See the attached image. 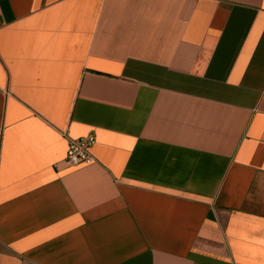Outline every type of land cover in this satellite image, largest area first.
Here are the masks:
<instances>
[{
	"label": "crops",
	"instance_id": "0c3cea01",
	"mask_svg": "<svg viewBox=\"0 0 264 264\" xmlns=\"http://www.w3.org/2000/svg\"><path fill=\"white\" fill-rule=\"evenodd\" d=\"M0 264H264V0H0Z\"/></svg>",
	"mask_w": 264,
	"mask_h": 264
},
{
	"label": "built area",
	"instance_id": "2783aa9c",
	"mask_svg": "<svg viewBox=\"0 0 264 264\" xmlns=\"http://www.w3.org/2000/svg\"><path fill=\"white\" fill-rule=\"evenodd\" d=\"M96 144V137L90 134L79 139H70L66 162L69 166L77 167L90 165L95 161L91 149Z\"/></svg>",
	"mask_w": 264,
	"mask_h": 264
}]
</instances>
